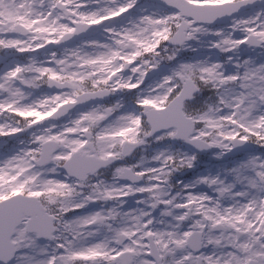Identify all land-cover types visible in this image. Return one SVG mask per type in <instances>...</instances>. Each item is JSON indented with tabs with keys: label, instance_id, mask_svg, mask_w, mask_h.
I'll use <instances>...</instances> for the list:
<instances>
[{
	"label": "snow or ice",
	"instance_id": "snow-or-ice-1",
	"mask_svg": "<svg viewBox=\"0 0 264 264\" xmlns=\"http://www.w3.org/2000/svg\"><path fill=\"white\" fill-rule=\"evenodd\" d=\"M0 264H264V0H0Z\"/></svg>",
	"mask_w": 264,
	"mask_h": 264
},
{
	"label": "rangeland",
	"instance_id": "rangeland-1",
	"mask_svg": "<svg viewBox=\"0 0 264 264\" xmlns=\"http://www.w3.org/2000/svg\"><path fill=\"white\" fill-rule=\"evenodd\" d=\"M148 3H149V2H146V1L141 0V4L147 5ZM194 47H195V45H194ZM206 54H208V53L206 52V50L201 49V50L196 51V52H193V51H190V50H188V51H184V52H182L180 55H181V57H184V58H191V57L204 56V55H206ZM203 95H204L205 97H208V96H211V95H213V94L211 93V91H209V90H205V92L203 93ZM213 158H214V156H213ZM214 159H215V158H214ZM197 160H198V158H197ZM194 171H195V170L192 169V173H191V175H193V172H194Z\"/></svg>",
	"mask_w": 264,
	"mask_h": 264
},
{
	"label": "flooded vegetation",
	"instance_id": "flooded-vegetation-1",
	"mask_svg": "<svg viewBox=\"0 0 264 264\" xmlns=\"http://www.w3.org/2000/svg\"><path fill=\"white\" fill-rule=\"evenodd\" d=\"M177 148H179V145H176ZM180 150H187L186 148L180 149ZM203 164V168H201V172L203 171H211L213 169L212 166L217 165L220 166L219 163H211V162H207L206 160L202 161ZM197 167H199V165H197Z\"/></svg>",
	"mask_w": 264,
	"mask_h": 264
}]
</instances>
